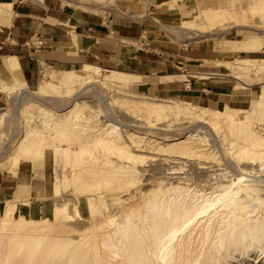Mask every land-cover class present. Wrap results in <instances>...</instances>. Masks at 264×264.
<instances>
[{"label":"bare ground","instance_id":"6f19581e","mask_svg":"<svg viewBox=\"0 0 264 264\" xmlns=\"http://www.w3.org/2000/svg\"><path fill=\"white\" fill-rule=\"evenodd\" d=\"M0 8L8 12L11 7L6 4ZM184 9V22L193 29L207 28L219 32L230 19L226 10L196 12L189 10L188 6H184ZM11 62V66L7 67L9 77L0 75V89L18 92L22 98L35 97L39 93L69 97L78 83H91L100 71L95 61L79 52V46L76 45L74 51L62 58V62L80 65V74L70 72L65 80L59 82L42 77L37 91L31 93L21 75L18 60L12 58ZM90 87L94 97L104 101L98 86L93 84ZM135 91V86L126 91L129 97L139 101L130 108L140 118L148 120V124L161 119H190L216 134L231 129L222 122V117L226 115L219 111L209 110V113L208 110L175 101L147 100L145 87L141 84L137 87L139 93ZM77 99L76 96L67 111L49 120L46 128L57 131L68 127L72 121H78L76 124H79L85 117L81 114L84 103ZM29 109L31 114L37 113L44 119L50 115L46 108L35 104L29 105ZM255 109H258L257 115H263L264 101ZM5 115L1 114L0 118ZM39 133L37 129L27 131L16 154L8 157V161L17 164L26 147L38 140ZM95 133L98 136L93 143L100 151L92 162L100 167V171L114 167L113 173L105 176L97 173L93 177H86L82 174L89 168L80 169L77 165V169H71L70 175L65 172V167L61 171L62 162L66 167L73 160L75 164H80L88 153L80 150L74 152L70 142L67 149L60 150L58 147L55 151V169L33 159L34 178L29 191L44 197V200L42 206L38 203L25 205L21 201L3 205L0 210V264H107L108 258L117 264L264 263V182L253 169V174L241 169L227 182H215L208 189L191 188L180 183H157L143 192L144 184L138 166L141 156L132 154L126 148V143L132 145L137 153L165 152L184 159L207 156L208 150L204 149L206 139L193 136L191 128H188L183 140H170L157 135L151 136L152 140L144 144V138L122 132L114 122L98 126ZM220 133L217 137L222 140L223 133ZM231 136L233 140L227 142L223 155L233 156L239 163L249 166L247 168L258 163L259 171H263L264 138L256 137L249 123H245L242 130L243 142H239L234 134ZM3 156L5 151L1 149L0 172L6 166L2 163ZM51 174L55 176L54 181L51 180ZM69 183H77L79 194L75 205L58 200ZM103 186H106V190H103ZM120 189L125 191L119 193ZM106 199L111 201V207L106 206ZM94 200L103 215L100 221L95 220L98 210L93 205ZM24 208L29 214L18 216L17 213ZM86 212H92V217L86 218ZM72 215L87 224L80 228L77 242L57 235L63 233L68 222L74 220ZM196 249L198 253L192 257Z\"/></svg>","mask_w":264,"mask_h":264},{"label":"rangeland","instance_id":"374dc122","mask_svg":"<svg viewBox=\"0 0 264 264\" xmlns=\"http://www.w3.org/2000/svg\"><path fill=\"white\" fill-rule=\"evenodd\" d=\"M30 1H33L35 4L55 8L57 12L60 11L62 19L71 20L70 23H72L75 17L79 15L88 18L106 17L116 9L119 3H134L135 5L146 7L152 0ZM162 1L166 2V6L176 15L174 21L166 25L168 38L172 41H179L184 45H190L205 39L212 40L216 45L225 48L224 50L234 53L225 63L219 64L225 72L224 75H228V78H224V81L232 80V83L238 89H240V86H250L257 82L262 84L259 89L252 91L241 90L239 93H243L245 104H239L238 112L233 114L230 113L229 115L219 108H206L203 106L202 101L198 103L199 105L197 103L189 104L183 101H175L181 105L184 104L198 109L208 110L207 112L210 110L225 114L226 116L222 117V122L224 121V124H228L232 131L228 129L222 131L223 135L221 140L218 138L220 136L218 133L220 132L216 134L212 130L209 131L203 125L190 119H161L159 121L153 120L152 123L148 124V120L140 118L138 114L130 108L135 102L139 101L132 99L126 93L131 86H135L137 91L138 85L133 83H128L125 86L115 85L101 69L98 76H96L91 83H78L69 97H64L61 94L55 93H39L35 97L30 96L22 98L18 96V92H5L0 89V115L6 113L4 118H0V150L2 149L5 151V157L3 156L2 163L6 165L3 171L0 172V184L4 189V193L0 196V210L3 208V205L14 201H21L25 205L38 203L42 206L44 197H39L29 191V186L34 178V174L32 173L33 159L43 161L45 166L55 169L53 155L58 147L60 150L67 149L68 142L73 144L72 149L74 152L78 150L83 152L88 151L89 154L87 153L82 158L80 164H75L73 160L71 164L66 167L62 162V164H60L61 171L65 167V172L67 175H70L71 169H77V167H75V165H77L80 169L82 167L89 168L88 171L82 174L86 177H93L97 173H101L104 176L112 174L115 169L114 167L102 169L100 171V167L92 162V160L97 158L95 155H98L100 151V148L93 143L98 136V133H95L97 127L108 125L111 122H114L116 127L120 128L122 132H127L128 134L134 133L136 138H144V144L152 140L150 138L151 136L157 135L170 140H183V138L187 136L185 133L188 128H191V134L193 136L206 139L204 149L208 150L207 156L185 157L184 159H178L179 157L175 158L177 156L174 157L165 152L137 153L132 148V145L126 143V148L131 150L132 154L141 156V161L138 163V166L141 171V182L144 184L142 187L143 192L151 189V187L157 183H162L164 185H175L180 183L189 185L191 188L208 189L209 186L215 182H227L232 175L239 173L241 169L251 174L255 171L256 176L264 182V170L259 171L258 163L257 165L250 166L251 168H247L249 166L239 163L233 156L223 155L226 150L227 142L233 140L231 134H234L239 142H243L242 130L245 123L250 124V129L256 137L264 138V114L260 116L257 115L258 109H255L260 107L261 101H264V0ZM184 6H188L189 10H195L196 12L205 11L207 9L226 10L230 14V19L224 27L220 28L219 32H212L207 28L193 29L184 22ZM85 8L95 11L89 12L86 11ZM194 16L196 17L197 14ZM27 49L29 50V48ZM45 51V48L39 51L29 50L30 53L36 55L34 57V62L37 65L40 63V79L44 77L46 80L59 82L65 80L70 72L80 74V65L69 66L66 70L56 75H51L49 72L42 71V69H44L43 59L56 58L53 55H49V53H44ZM3 76L9 77V75ZM177 79L182 80V77ZM38 84L39 82L35 85L26 86L28 92L35 93ZM93 84L98 86L102 92L104 101L94 97L92 90L89 89ZM253 92L255 93L252 94ZM136 93L139 92L137 91ZM247 95H251V97L249 98ZM76 96L78 101L84 103L81 113L82 116H85L83 120L80 121L79 124H76L78 121H72L68 124V127H63L57 131L50 129V127L46 128V123L49 122V120L56 119L58 114L64 113L71 107ZM145 96L147 100L174 101L160 99L147 95L146 93ZM147 100H144V102ZM33 104L43 109L46 108V110L49 111V117L44 119L37 113L31 114L29 112V105ZM94 127H96V129H94ZM35 129L40 132L38 134V140H35L31 146L26 147V151L21 153V157L18 159L17 164L9 162L7 158H11L16 154L19 143L25 136V133L27 131L31 132V130L34 131ZM110 146L111 145H108V147ZM111 158L115 159L117 157L111 156ZM216 159L218 161H216ZM113 161L116 162V160ZM202 168H209V170H203ZM54 178V174H51V180L54 181ZM105 188L106 186H103V190H106ZM77 190V183H69L66 189L63 190L64 194H62L58 200H62V202L68 201L70 204L75 205L78 201L77 195L79 194ZM123 191H125V189H120L119 193ZM106 200V206L111 207V201H109V199ZM93 205L98 210L95 220L100 221L103 219L101 209H99L96 201ZM28 214L27 208L17 213L18 216H27ZM92 214V212H86L85 216L86 218H91ZM73 217L74 220L67 223L68 227L64 228L63 233L57 235L77 242L79 240L80 228L83 224L86 226L87 224L81 222L77 217ZM197 253L198 250L196 249L192 257H195ZM107 264L117 263L115 260L108 258ZM257 264L264 263L259 262Z\"/></svg>","mask_w":264,"mask_h":264},{"label":"crops","instance_id":"0c3cea01","mask_svg":"<svg viewBox=\"0 0 264 264\" xmlns=\"http://www.w3.org/2000/svg\"><path fill=\"white\" fill-rule=\"evenodd\" d=\"M6 4L10 11L0 8V75H9L7 67L16 58L27 87L40 79V63L34 62L36 55L29 50L41 41L46 42L44 53L56 57L42 60V71L51 75L73 66L62 58L78 45L79 52L91 57L115 85L141 84L147 95L189 104L202 101L206 108H219L227 115L245 104L241 90L262 85L238 89L232 80L224 81L228 75L219 64L234 53L212 40L184 45L168 38L166 25L176 15L162 0H152L146 7L119 3L106 17L79 15L72 23L55 8L30 0H0V7ZM3 193L0 184V196Z\"/></svg>","mask_w":264,"mask_h":264},{"label":"built area","instance_id":"2783aa9c","mask_svg":"<svg viewBox=\"0 0 264 264\" xmlns=\"http://www.w3.org/2000/svg\"><path fill=\"white\" fill-rule=\"evenodd\" d=\"M45 47H46V42H43V41L38 42V43L32 45V48H33L34 51L35 50H38L39 51V50H41V49H43Z\"/></svg>","mask_w":264,"mask_h":264}]
</instances>
